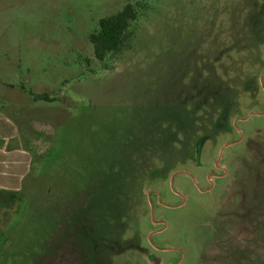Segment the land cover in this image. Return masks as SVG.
<instances>
[{"label":"rangeland","instance_id":"obj_1","mask_svg":"<svg viewBox=\"0 0 264 264\" xmlns=\"http://www.w3.org/2000/svg\"><path fill=\"white\" fill-rule=\"evenodd\" d=\"M0 109L35 156L0 264H264V0H0Z\"/></svg>","mask_w":264,"mask_h":264},{"label":"crops","instance_id":"obj_2","mask_svg":"<svg viewBox=\"0 0 264 264\" xmlns=\"http://www.w3.org/2000/svg\"><path fill=\"white\" fill-rule=\"evenodd\" d=\"M133 33L134 28L128 44L117 53V57L123 49L130 46ZM117 57L114 58V61ZM14 88L15 86L11 87V89ZM133 101V99H128L127 104ZM26 134L27 136L32 135L29 131ZM30 147L25 143L23 133L15 118L0 109V195H12L21 190L24 180L32 171V163L35 158L31 150L33 147ZM0 205H4V203L0 201Z\"/></svg>","mask_w":264,"mask_h":264},{"label":"trees","instance_id":"obj_3","mask_svg":"<svg viewBox=\"0 0 264 264\" xmlns=\"http://www.w3.org/2000/svg\"><path fill=\"white\" fill-rule=\"evenodd\" d=\"M136 16L133 4L126 2L119 11L99 19L98 28L88 35L97 59L103 60L107 54L117 53L126 46L124 41L132 35L131 25ZM43 95L37 97L43 98Z\"/></svg>","mask_w":264,"mask_h":264}]
</instances>
